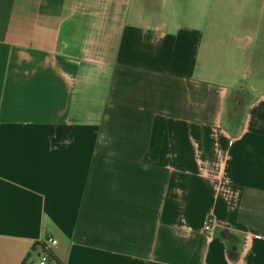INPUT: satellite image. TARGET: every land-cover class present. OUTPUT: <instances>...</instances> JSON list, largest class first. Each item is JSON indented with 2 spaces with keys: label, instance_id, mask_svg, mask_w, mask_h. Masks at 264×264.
Segmentation results:
<instances>
[{
  "label": "crops",
  "instance_id": "obj_1",
  "mask_svg": "<svg viewBox=\"0 0 264 264\" xmlns=\"http://www.w3.org/2000/svg\"><path fill=\"white\" fill-rule=\"evenodd\" d=\"M49 238V264H264V0H0V264Z\"/></svg>",
  "mask_w": 264,
  "mask_h": 264
},
{
  "label": "built area",
  "instance_id": "obj_2",
  "mask_svg": "<svg viewBox=\"0 0 264 264\" xmlns=\"http://www.w3.org/2000/svg\"><path fill=\"white\" fill-rule=\"evenodd\" d=\"M213 223H214V220L212 217L208 218L206 223H205V231L209 232L212 230V227H213ZM57 239H54V238H49L48 241L46 242L45 244V251H43L41 254H40V257H39V263L38 264H49V260H50V248L52 245H55L57 243Z\"/></svg>",
  "mask_w": 264,
  "mask_h": 264
},
{
  "label": "rangeland",
  "instance_id": "obj_3",
  "mask_svg": "<svg viewBox=\"0 0 264 264\" xmlns=\"http://www.w3.org/2000/svg\"><path fill=\"white\" fill-rule=\"evenodd\" d=\"M231 108H233L232 107V104L229 102V114H227V123H229V124H233V125H235L233 122H232V120H234V121H238V120H240V118H242V114H243V106H240L237 110H238V112L237 113H230V110H231ZM233 118V119H232ZM239 118V119H238Z\"/></svg>",
  "mask_w": 264,
  "mask_h": 264
}]
</instances>
